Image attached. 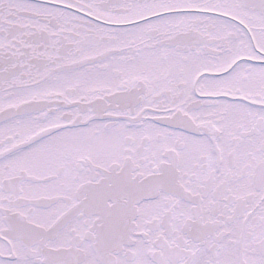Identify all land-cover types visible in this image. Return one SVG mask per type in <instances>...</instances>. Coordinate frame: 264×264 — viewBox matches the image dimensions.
I'll return each mask as SVG.
<instances>
[{
  "label": "snow or ice",
  "instance_id": "obj_1",
  "mask_svg": "<svg viewBox=\"0 0 264 264\" xmlns=\"http://www.w3.org/2000/svg\"><path fill=\"white\" fill-rule=\"evenodd\" d=\"M0 264H264V0H0Z\"/></svg>",
  "mask_w": 264,
  "mask_h": 264
}]
</instances>
